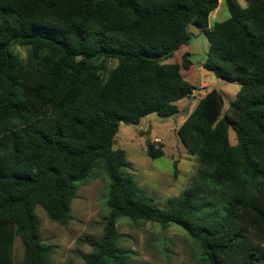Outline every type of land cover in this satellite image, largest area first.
<instances>
[{"label":"trees","instance_id":"1","mask_svg":"<svg viewBox=\"0 0 264 264\" xmlns=\"http://www.w3.org/2000/svg\"><path fill=\"white\" fill-rule=\"evenodd\" d=\"M219 2L0 0V264H53L37 208L67 227L78 186L98 176L108 214L84 264H130L120 219L181 228L202 264H264V0H225L230 18L210 27ZM190 26L209 42L203 68L240 89L224 115L212 89L185 118L177 132L199 169L160 208L114 144L121 123L181 115L177 103L196 90L182 73L191 54L166 61L190 43ZM146 152L163 156L150 143Z\"/></svg>","mask_w":264,"mask_h":264},{"label":"rangeland","instance_id":"2","mask_svg":"<svg viewBox=\"0 0 264 264\" xmlns=\"http://www.w3.org/2000/svg\"><path fill=\"white\" fill-rule=\"evenodd\" d=\"M246 6V0H237ZM230 18L225 0L209 19L212 27ZM191 41L183 46L167 63L181 62L183 53L191 54L192 67L183 71L185 79L196 88L193 96L177 103L181 115L161 118L151 114L139 126L120 124L114 149L126 154L127 172L154 203L165 208L169 201L180 197L187 189L199 169V159L188 152L178 135L185 118L195 109L198 101L212 89L219 91L224 100L223 115L229 104L236 99L240 86L217 78L203 68L209 50L206 36L190 26ZM14 51L26 58L28 49L15 47ZM108 69L116 66L110 61ZM230 141L235 145V134L230 131ZM161 147L163 156L151 159L147 145ZM108 180L105 176L92 178L78 186L72 202V219L67 227L52 222L45 211L38 207L36 213L41 222V235L45 244L54 246L53 264H84L83 256L92 251L90 241L99 240L104 233V218L107 208ZM117 228L122 235V245L128 251L130 264H202V253L187 233L177 226L163 228L154 222L120 219ZM23 259V246L19 238L15 241V261Z\"/></svg>","mask_w":264,"mask_h":264}]
</instances>
